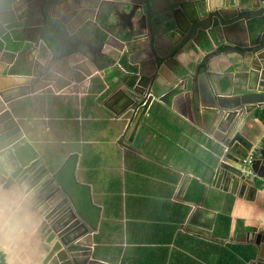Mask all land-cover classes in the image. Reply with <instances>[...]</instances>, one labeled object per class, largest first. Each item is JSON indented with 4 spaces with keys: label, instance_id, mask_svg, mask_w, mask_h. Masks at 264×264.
Wrapping results in <instances>:
<instances>
[{
    "label": "crops",
    "instance_id": "crops-1",
    "mask_svg": "<svg viewBox=\"0 0 264 264\" xmlns=\"http://www.w3.org/2000/svg\"><path fill=\"white\" fill-rule=\"evenodd\" d=\"M73 2L62 0L56 14V20L66 17L67 28L56 25V35L47 34L35 48L13 14L0 15V131L24 137L10 153L0 151V192L9 208L0 233V264L52 261L58 238L52 236L54 225H44V191L54 192L59 204L67 201L70 210L61 218L75 215V229L83 233L78 242L89 249L85 264H250L257 258L264 264V179L244 181L236 190L211 186L210 128L223 117L210 126L198 106L191 112L189 97L170 98L167 105L148 110L143 131H135L133 143L126 142L128 99L117 92L134 80L129 73L137 63L155 58L134 41L139 15L130 11L140 0H89L88 6L66 13ZM206 2L208 9L224 6L222 0ZM240 2L231 6L238 10ZM45 13L50 19L49 10ZM205 35L204 52H180L161 64L160 84L175 88L179 80L173 70L184 72L192 58L211 50H243L242 43H248L245 29L231 35L233 40L216 42L211 33ZM64 59L77 61L87 72L81 70L84 78L67 82L59 65L66 66ZM229 66L222 59L211 62L214 86L225 79L228 87V79L219 75L233 72V85L240 87L239 71ZM18 75L25 76L11 77ZM6 86L15 87L10 88L13 99L4 103ZM21 87L42 90L17 96ZM244 115L249 117L244 136L264 142V104ZM11 153L24 169H18ZM63 261L60 255L57 263Z\"/></svg>",
    "mask_w": 264,
    "mask_h": 264
},
{
    "label": "water",
    "instance_id": "water-1",
    "mask_svg": "<svg viewBox=\"0 0 264 264\" xmlns=\"http://www.w3.org/2000/svg\"><path fill=\"white\" fill-rule=\"evenodd\" d=\"M240 1L238 10L248 8L246 11H238L232 7L231 2L234 5L235 0H222L224 6H211L209 9L206 0H140L138 4L134 3L130 13L132 16L139 15L136 26L132 30L137 33L134 41H137L138 47L147 48L155 58L137 63V70L129 73L130 77L131 75L135 77L134 80L131 83L126 82V90L121 89L117 92L123 93L128 99V105L124 110L127 116L130 115L126 120L127 143H133L135 131H143V127L140 125L147 111L156 109L161 104L167 105L170 98L173 100L175 97H189L187 103L190 104L191 112L198 106L201 117L210 120V126L215 124L218 116L223 117L216 127L210 128L211 141L214 143L211 186L222 191H227L229 187L236 190L243 186L242 182L244 181L252 184L256 180L264 179V142H252L243 134V127L249 120V117L244 114H249L251 109L261 108L264 104V0ZM88 2L89 0H74L66 13L72 14L76 8L83 7ZM53 3L47 2V0H0V15L13 14L15 22L20 25V32L30 43L29 46L35 48L38 41L43 40L47 34L56 35V25L67 28L66 17L59 16L56 20V14L60 12V9H63L60 6L62 0ZM162 4L167 6L163 8ZM159 7L162 8L158 9ZM46 9L50 12V19H47ZM17 18L21 20H17ZM258 19H261L262 22L253 26V21ZM49 22L52 23V26L49 25ZM243 29H245L248 39V43L241 45L245 46V49L211 50L206 56L192 58V66L185 69L184 72L177 73L176 70H173L175 79L179 80L175 88L173 85L160 84L157 81L162 75L161 64L174 54L187 53L188 51L196 53V50L204 52L201 45L205 42L206 33L209 35L211 33L214 40L218 42L227 39L233 40L231 35H234L236 31L241 32ZM154 30L159 32L158 36H155ZM145 31H148L149 35H143ZM6 33L8 32L6 31ZM252 35H255L254 39L251 38ZM106 45L108 44L106 43ZM238 46L240 47V45ZM157 52L158 54L171 52V54L161 59ZM235 54L238 55V60H234ZM219 59L230 62L229 67L239 71L235 75L241 80L240 87L233 85V72L225 74V77L219 75L223 79H228L226 80L228 87L223 86L225 79L222 82L218 80L217 86L212 84L211 62ZM63 61L66 66L60 61L59 65L64 71L67 82L68 79L75 82L83 79L81 70L87 74L77 61L74 64L69 63L66 59ZM23 76L25 75L11 77L19 79ZM206 77L209 78L211 84L205 85ZM29 81L34 84L41 83L38 79L29 78ZM202 85H205V89L201 88ZM42 86L45 85L42 83ZM14 87L6 86L7 89ZM21 88L25 92H20L17 96L42 90L41 87L36 89L33 87L32 89ZM11 90L1 94L4 103L13 99L10 94ZM234 91L239 93L234 94ZM5 112L11 116L7 109ZM6 130L0 131V151L6 150L10 153L15 150L17 144L24 141V137L22 133L17 135L15 131ZM213 134L216 135L212 136ZM11 154L10 156H13L17 161L13 153ZM17 164L18 169L25 168L20 166L18 161ZM41 198L43 206H46L47 209L44 225L46 224L45 227L54 225L52 236L58 238L54 243L57 252L52 254L53 259L49 264H58L60 255L65 260L61 264H85L89 261L85 253L89 249L87 250L85 245L78 242L83 233L75 229L79 226L74 225L75 215H70L68 219L60 217L61 214H67V211L70 210L68 206H65L67 201L59 204L57 195L51 191H44ZM63 199L65 198L63 197ZM199 207L197 209L202 210ZM194 216L195 212L192 214V217ZM62 248L65 250H60ZM250 264L263 263L260 258H257Z\"/></svg>",
    "mask_w": 264,
    "mask_h": 264
},
{
    "label": "clouds",
    "instance_id": "clouds-1",
    "mask_svg": "<svg viewBox=\"0 0 264 264\" xmlns=\"http://www.w3.org/2000/svg\"><path fill=\"white\" fill-rule=\"evenodd\" d=\"M7 211H9V208L5 203L4 194L0 192V233L3 232L5 226V214Z\"/></svg>",
    "mask_w": 264,
    "mask_h": 264
},
{
    "label": "trees",
    "instance_id": "trees-1",
    "mask_svg": "<svg viewBox=\"0 0 264 264\" xmlns=\"http://www.w3.org/2000/svg\"><path fill=\"white\" fill-rule=\"evenodd\" d=\"M256 20V19H255ZM262 20L261 19H258L257 21H253L252 25L254 26V24H259L261 23ZM263 118H264V115H263Z\"/></svg>",
    "mask_w": 264,
    "mask_h": 264
},
{
    "label": "flooded vegetation",
    "instance_id": "flooded-vegetation-1",
    "mask_svg": "<svg viewBox=\"0 0 264 264\" xmlns=\"http://www.w3.org/2000/svg\"><path fill=\"white\" fill-rule=\"evenodd\" d=\"M10 27H11V26H10ZM10 27H9V30H11V31H12V29H13V28H10Z\"/></svg>",
    "mask_w": 264,
    "mask_h": 264
},
{
    "label": "built area",
    "instance_id": "built-area-1",
    "mask_svg": "<svg viewBox=\"0 0 264 264\" xmlns=\"http://www.w3.org/2000/svg\"><path fill=\"white\" fill-rule=\"evenodd\" d=\"M0 263H1V257H0Z\"/></svg>",
    "mask_w": 264,
    "mask_h": 264
}]
</instances>
